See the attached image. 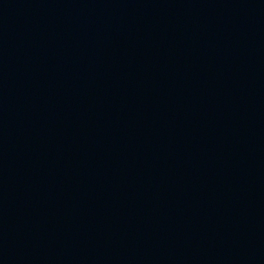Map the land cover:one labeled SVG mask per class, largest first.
<instances>
[{
  "label": "water",
  "instance_id": "water-1",
  "mask_svg": "<svg viewBox=\"0 0 264 264\" xmlns=\"http://www.w3.org/2000/svg\"><path fill=\"white\" fill-rule=\"evenodd\" d=\"M0 264H264V0H0Z\"/></svg>",
  "mask_w": 264,
  "mask_h": 264
}]
</instances>
